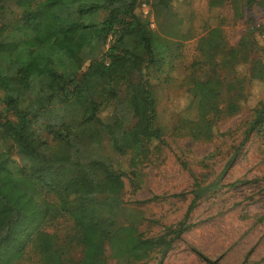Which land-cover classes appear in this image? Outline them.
Returning <instances> with one entry per match:
<instances>
[{
	"label": "trees",
	"instance_id": "obj_1",
	"mask_svg": "<svg viewBox=\"0 0 264 264\" xmlns=\"http://www.w3.org/2000/svg\"><path fill=\"white\" fill-rule=\"evenodd\" d=\"M171 1H148L153 29L149 16L138 12L140 0H0V264H107L106 248L118 264H133L155 250L164 256L189 227L198 200L216 187L217 181L196 184L177 225L145 236L134 215L122 218L124 172L107 158L79 161L84 139L97 138L101 130L133 165L146 146L161 140L156 99L146 80L124 98L134 119L126 127L117 118L110 124L99 117L107 106L99 98L115 95L112 78L102 75L115 62L141 70L143 63H163L169 45L160 36L170 35L163 21L173 12ZM219 3L210 0L211 6ZM253 36L248 29L227 50L219 27H208L200 38L199 49L209 60L195 83L198 120L188 119L196 129L210 134L211 126L202 122L209 113L230 115L240 107L244 92L221 99L223 91L235 89L228 75L239 63L249 67L238 82L264 81V58L240 53L256 51ZM253 113L244 140L253 132L264 135V100ZM13 147L23 157L20 165L11 159ZM81 171L93 180L92 188L79 183ZM130 174L137 189V172Z\"/></svg>",
	"mask_w": 264,
	"mask_h": 264
},
{
	"label": "rangeland",
	"instance_id": "obj_2",
	"mask_svg": "<svg viewBox=\"0 0 264 264\" xmlns=\"http://www.w3.org/2000/svg\"><path fill=\"white\" fill-rule=\"evenodd\" d=\"M171 7L173 12L163 21L167 29L170 27V35L160 36L169 45L163 63H143L141 70L138 64L126 66L115 62L102 71L104 77L112 78L115 95L106 92L99 98L107 101L99 117L110 124L117 118L126 127L134 119L124 108V98L146 80L155 95L157 121L163 131L161 140L146 146L144 155L133 165L129 154L119 155L111 148L101 130L97 138L84 139L79 161L83 164L107 158L124 172L125 187L120 194L122 218L127 221L134 215L138 230L145 236L177 225L195 185L217 181L216 187L198 200L190 213L189 227L164 256L155 250L133 264H264V135L253 132L244 140L254 109L264 100V81L238 82L249 67L248 62L239 63L236 72L228 75L235 89L223 91L221 99L244 92L240 107L230 115L209 113L202 122L211 126L210 134L196 129L188 120H198L195 83L208 69L204 63L207 58L199 49L200 38L208 27H219L227 50L237 46L244 33L252 29L256 51L253 48V52L248 49L240 53L244 58L257 56L262 60L264 0H254L251 6L242 0H220L216 6H211L210 0H172ZM138 12L143 15L140 6ZM152 28L156 29L155 22ZM256 28L262 30L260 35ZM214 60L221 62L220 56ZM191 127L196 129L194 135ZM40 134L54 142L51 135L44 131ZM10 156L16 164L23 161L15 147ZM131 169L137 172V189L131 186ZM78 181L84 188L93 186V180L83 171ZM61 226L65 223L59 224L58 229ZM106 255L107 264H118L108 248Z\"/></svg>",
	"mask_w": 264,
	"mask_h": 264
},
{
	"label": "built area",
	"instance_id": "obj_3",
	"mask_svg": "<svg viewBox=\"0 0 264 264\" xmlns=\"http://www.w3.org/2000/svg\"><path fill=\"white\" fill-rule=\"evenodd\" d=\"M148 1L149 0H140V7L142 9L143 15L149 16L150 25L153 26L154 19H153V16L150 14V6L148 4ZM111 38H112L111 36L108 37L106 46H108V43L110 42Z\"/></svg>",
	"mask_w": 264,
	"mask_h": 264
}]
</instances>
